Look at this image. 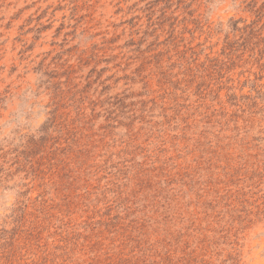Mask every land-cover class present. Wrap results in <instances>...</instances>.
I'll use <instances>...</instances> for the list:
<instances>
[{
	"label": "rangeland",
	"instance_id": "374dc122",
	"mask_svg": "<svg viewBox=\"0 0 264 264\" xmlns=\"http://www.w3.org/2000/svg\"><path fill=\"white\" fill-rule=\"evenodd\" d=\"M0 264H264V0H0Z\"/></svg>",
	"mask_w": 264,
	"mask_h": 264
}]
</instances>
